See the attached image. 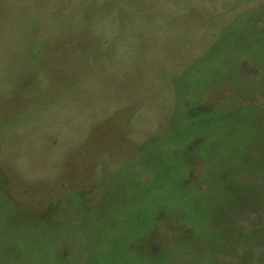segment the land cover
Here are the masks:
<instances>
[{"label": "rangeland", "instance_id": "374dc122", "mask_svg": "<svg viewBox=\"0 0 264 264\" xmlns=\"http://www.w3.org/2000/svg\"><path fill=\"white\" fill-rule=\"evenodd\" d=\"M0 264H264V0H0Z\"/></svg>", "mask_w": 264, "mask_h": 264}]
</instances>
